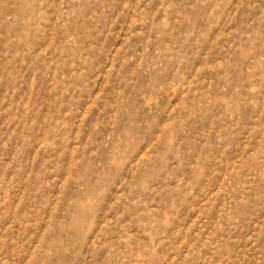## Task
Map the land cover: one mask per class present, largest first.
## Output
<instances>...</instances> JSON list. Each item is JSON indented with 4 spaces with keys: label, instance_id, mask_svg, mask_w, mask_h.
Returning a JSON list of instances; mask_svg holds the SVG:
<instances>
[{
    "label": "rangeland",
    "instance_id": "374dc122",
    "mask_svg": "<svg viewBox=\"0 0 264 264\" xmlns=\"http://www.w3.org/2000/svg\"><path fill=\"white\" fill-rule=\"evenodd\" d=\"M0 264H264V0H0Z\"/></svg>",
    "mask_w": 264,
    "mask_h": 264
}]
</instances>
